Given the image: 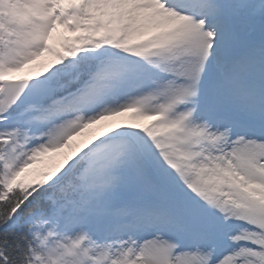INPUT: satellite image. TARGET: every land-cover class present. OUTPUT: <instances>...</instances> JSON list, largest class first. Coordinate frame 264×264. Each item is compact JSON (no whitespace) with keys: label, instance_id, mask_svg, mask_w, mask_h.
<instances>
[{"label":"snow or ice","instance_id":"obj_1","mask_svg":"<svg viewBox=\"0 0 264 264\" xmlns=\"http://www.w3.org/2000/svg\"><path fill=\"white\" fill-rule=\"evenodd\" d=\"M0 264H264V0H0Z\"/></svg>","mask_w":264,"mask_h":264}]
</instances>
